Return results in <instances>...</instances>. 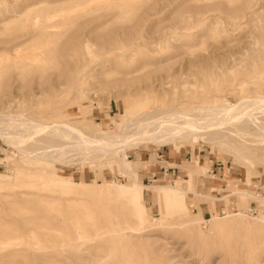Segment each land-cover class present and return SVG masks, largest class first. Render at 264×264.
I'll list each match as a JSON object with an SVG mask.
<instances>
[{
  "label": "rangeland",
  "instance_id": "obj_1",
  "mask_svg": "<svg viewBox=\"0 0 264 264\" xmlns=\"http://www.w3.org/2000/svg\"><path fill=\"white\" fill-rule=\"evenodd\" d=\"M47 1L53 0H0V112L40 122L68 116L85 131L99 124L115 134L124 105L135 106L145 93H162L154 81L160 74L170 76L164 90L198 96L193 102L224 96L236 103L244 93L236 88L241 81L247 94L264 92V0H58L54 10L46 9L52 5ZM24 8L23 22L6 20L7 10ZM45 21L58 34L42 31ZM82 30L94 39L91 52L79 45L66 50L64 44ZM163 34L169 39L157 41ZM29 37L33 47L18 56L3 51ZM86 63L99 74L91 77ZM141 66L147 67L128 75ZM84 110L89 113L81 119ZM37 139L56 140L44 132ZM38 147L25 145L32 152ZM225 151L204 142L122 150L120 156L138 166L136 179L146 188L136 203L148 212L127 240L108 233L111 225H125L130 212V197L118 188L130 179L114 159L82 161L70 154L48 163L22 156L0 138V264H81L78 256L85 253L73 246L81 243L82 230L109 252L106 264H264V232L255 220L264 216V205L234 193L264 196V155L233 163ZM17 164L24 165L15 179ZM161 168H169L167 174ZM157 184L230 196L227 205L222 200L213 206L208 198L184 194L181 212L195 217L200 209L204 217L188 229L177 225L178 206L157 196ZM239 211L244 214L227 217ZM212 216L220 218L205 221ZM214 222L222 226L212 227Z\"/></svg>",
  "mask_w": 264,
  "mask_h": 264
},
{
  "label": "bare ground",
  "instance_id": "obj_2",
  "mask_svg": "<svg viewBox=\"0 0 264 264\" xmlns=\"http://www.w3.org/2000/svg\"><path fill=\"white\" fill-rule=\"evenodd\" d=\"M42 3H44V1H42ZM59 3L60 1L58 0L57 3L56 0L47 1L45 4L52 5L46 7V9L54 10L58 6L56 4ZM34 5H30L29 7H33ZM26 8L20 10H7L9 15L6 20H24L23 16L25 15ZM50 11L49 13L51 14ZM6 20L5 26L9 23V21ZM88 23L89 21L85 22L82 27ZM52 26V24L45 21L42 31L48 34V36L58 34L56 29H51ZM89 35V32H84L82 30L81 34H77L73 39H69L66 44H64L66 50H68L70 46L79 45L85 52L90 53L94 45V39L92 40ZM168 39L167 34H163L156 40L166 41ZM31 40V37H29V40L23 44H20V42L10 47L9 50L3 51H5L6 55L12 53L18 56L20 52L33 47ZM30 56L31 55H29L28 58ZM191 60L192 58L190 57L188 62ZM86 65H88V63H86ZM93 66H87V70L90 72L89 75L91 77L99 74H96V70L93 69ZM146 67L147 66H141L136 68L129 72L128 75L135 77L140 74L141 71H144ZM169 79V75L160 74L154 80L158 82L159 88L162 91L161 94L145 93L140 96L135 106L124 105L123 112L117 116L114 122L115 126L118 128L115 134H108L99 124L95 125L97 129L85 131L82 122L81 126L76 122L72 123L68 116H61L51 122H40L31 120V118L25 117L20 113L12 114L11 112H0V138L4 143L10 144L12 147L16 148L22 156L48 163L55 160H62L70 154L81 156L82 161L114 159L119 173L128 176L130 179L128 184L118 186V188H124L130 197V212H128V217L124 220L125 225H111L108 233L112 237L129 240L130 233L137 232L142 228V223L147 219L148 212L144 208L139 209L137 207L136 199L139 190L146 187L136 179L138 166L132 165L126 155L120 156V152L125 148L129 147L136 149V147L143 144H152L168 145L172 149H175L179 148L180 144H184L185 142L193 144L204 142L210 144L213 149H215V147L223 151L228 149L233 155L228 153L232 157L233 163H245V157L261 159V156L257 155V153H262L264 155V92L255 91L251 95L247 94V92H245L246 82L241 81L237 84L236 88L240 90V88L243 87L242 91H244V93L242 92L240 94V98L236 103L229 102L224 96L221 97V99L204 97L201 102H193L198 96L174 90H164L166 87L165 85L170 83ZM236 88L233 87L232 91ZM87 113H89V110L81 111V119ZM43 132L46 133L47 136L50 135L52 138H56V140H49L47 143H45L43 139L42 141L38 140L37 137ZM28 143L38 145V150L34 152L29 151L25 148V145ZM193 162H195L196 165L199 164L197 158H194ZM251 164L252 162L245 167L247 173L250 169H253ZM23 165L24 164L15 165V179L21 176L20 172ZM45 174L47 173L45 172ZM245 178L248 179V174H246ZM108 184H110V182H108ZM152 188L157 191L158 197L161 199H168L169 203L167 205L176 204L178 206L174 210V213L178 216V226L191 229L194 224L199 222V215L196 214L195 217H190L186 212H181L184 210L183 195L196 194L194 191L190 190V188L168 184H157L153 185ZM234 193L246 198L255 199L260 202V204L264 205V196H260L259 194L254 196L249 194L246 190L236 191ZM227 195H223V197ZM206 197L211 198L209 194H206ZM242 214H244V212L239 211L229 214L227 217H236ZM219 218L220 217L212 216V218L205 221L213 222ZM255 220L261 231L264 232V216L255 218ZM211 226L218 228L222 226V223L214 222L211 223ZM99 235L100 234H98V236ZM67 240H69V238H67ZM80 241L81 243H75L73 247L80 248L81 252L85 253V255H81V257L78 256V259H81V264H106V260L109 258L110 254L102 249L101 244L97 242L95 237L85 230H82Z\"/></svg>",
  "mask_w": 264,
  "mask_h": 264
},
{
  "label": "crops",
  "instance_id": "obj_3",
  "mask_svg": "<svg viewBox=\"0 0 264 264\" xmlns=\"http://www.w3.org/2000/svg\"><path fill=\"white\" fill-rule=\"evenodd\" d=\"M223 168H224V167H218L217 169H218V170H220V169L223 170ZM217 169L214 170L215 173H214L213 176H215V175L217 174V172H218ZM172 173H174V171H172ZM219 173H220V172H219ZM219 173H218V174H219ZM226 173H228V172H226ZM226 173H225V175H226ZM168 174H169V173H168ZM225 175H224V178H225ZM224 178H223V179H224ZM220 179H221V178H220ZM185 181H186V180H182V182H185ZM174 182H175V181H174ZM193 189H195V186H193ZM195 190H196V189H195ZM199 192H200V191H197V190H196V194H193V196L195 195V196H199V197H201V198H207V197H206V194H205V195H201V194H199ZM215 194L218 195V192H215ZM209 196H210V195H209ZM229 196H230V194H228L226 197H223V196H220V197H219V196H214V197H211L212 199H211V198H208V199H210V200L212 201V204H213V203H214V204H216V203L219 204L220 201L224 200V201H225V204L227 205V201H228ZM214 204H213V206H214ZM220 208H221V204H220ZM225 209H226V208H225ZM215 210H216V209H214V211H213L212 214H218L217 211H215ZM194 213H195V215L197 214V215H199L200 217H203L200 209H198V210H197L196 212H194ZM204 213H207V211H204L203 214H204ZM223 213H224V212H223ZM212 214H211V215H212ZM224 214H225V213H224Z\"/></svg>",
  "mask_w": 264,
  "mask_h": 264
},
{
  "label": "built area",
  "instance_id": "obj_4",
  "mask_svg": "<svg viewBox=\"0 0 264 264\" xmlns=\"http://www.w3.org/2000/svg\"><path fill=\"white\" fill-rule=\"evenodd\" d=\"M156 156H157V157H164L163 155H158L157 153H156ZM216 164H217V166H218V163H216ZM219 166H220V165H219ZM212 167H213V166H212ZM216 168H217V167H216ZM161 169H162V174L165 175V174H167L169 168H161ZM214 170H215L214 168L209 169V173H211L212 175H214V173H215ZM171 175H172V174H171ZM249 211H253V210L249 209L248 212H249Z\"/></svg>",
  "mask_w": 264,
  "mask_h": 264
}]
</instances>
